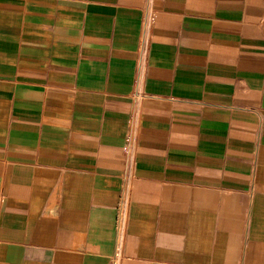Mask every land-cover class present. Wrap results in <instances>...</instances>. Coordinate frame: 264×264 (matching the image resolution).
I'll list each match as a JSON object with an SVG mask.
<instances>
[{
	"label": "crops",
	"instance_id": "1",
	"mask_svg": "<svg viewBox=\"0 0 264 264\" xmlns=\"http://www.w3.org/2000/svg\"><path fill=\"white\" fill-rule=\"evenodd\" d=\"M147 0H0V264H108ZM122 264H264V0H156Z\"/></svg>",
	"mask_w": 264,
	"mask_h": 264
},
{
	"label": "built area",
	"instance_id": "2",
	"mask_svg": "<svg viewBox=\"0 0 264 264\" xmlns=\"http://www.w3.org/2000/svg\"><path fill=\"white\" fill-rule=\"evenodd\" d=\"M155 1L156 0H147L143 13L139 41L136 88L133 92L134 111L130 118V129L126 136L124 145L126 165L122 176L121 194L116 206L115 246L108 264H122L125 257L124 246L127 237V226L130 214L132 182L135 177L134 169L137 160V147L142 124L141 107L143 97L146 96L142 84L146 73L147 59L152 39V30L157 13Z\"/></svg>",
	"mask_w": 264,
	"mask_h": 264
}]
</instances>
